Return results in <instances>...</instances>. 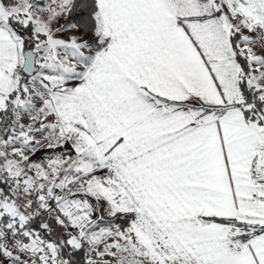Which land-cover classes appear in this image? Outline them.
<instances>
[{
	"label": "snow or ice",
	"instance_id": "1",
	"mask_svg": "<svg viewBox=\"0 0 264 264\" xmlns=\"http://www.w3.org/2000/svg\"><path fill=\"white\" fill-rule=\"evenodd\" d=\"M0 264H264V0H0Z\"/></svg>",
	"mask_w": 264,
	"mask_h": 264
}]
</instances>
